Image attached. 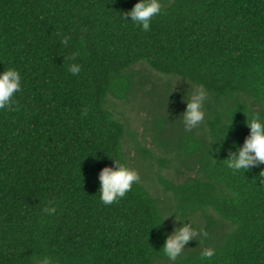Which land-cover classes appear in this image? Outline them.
Here are the masks:
<instances>
[{
  "label": "trees",
  "instance_id": "16d2710c",
  "mask_svg": "<svg viewBox=\"0 0 264 264\" xmlns=\"http://www.w3.org/2000/svg\"><path fill=\"white\" fill-rule=\"evenodd\" d=\"M136 2L0 0V71L22 76L0 110V264H264V162H224L249 116L264 119V0H160L148 31L125 19ZM199 85L204 118L185 130ZM138 91L151 148L120 105ZM127 138L149 176L105 205L99 175L117 158L132 168ZM184 224L196 234L169 260L161 248Z\"/></svg>",
  "mask_w": 264,
  "mask_h": 264
},
{
  "label": "clouds",
  "instance_id": "9594fccd",
  "mask_svg": "<svg viewBox=\"0 0 264 264\" xmlns=\"http://www.w3.org/2000/svg\"><path fill=\"white\" fill-rule=\"evenodd\" d=\"M160 12V0H137L134 6L125 12V19L129 20L126 17L130 16L134 25L148 31L152 17ZM61 43L66 45L68 37H61ZM75 56L76 53H72L73 62L67 65V71L74 75L81 72V65L75 62ZM21 89L22 76L18 69L7 67L0 71V110L11 109L15 104L14 93L20 92ZM206 95L203 85L195 86L194 91L190 94V99L183 113V120L186 122L185 130L203 120L204 112L201 104ZM86 112L87 110L82 115H86ZM247 123L250 126L251 133L246 138L244 145L239 149L237 155L224 160L226 166L233 171H246L250 164L257 161L264 162V119L260 118L258 113H253L249 116ZM114 161L116 167L106 166L99 175L101 181L99 200L105 205L119 201L121 197L125 196L126 191L132 187L133 182L139 179L137 169L129 167L122 158L114 159ZM261 177H264V171L261 172ZM48 203H51V201ZM42 211L53 214L56 208L55 206L49 207L46 204ZM200 231L207 237V230L200 228ZM195 234L196 229L188 224L177 228L167 237L161 248L163 255L169 260H175L184 243ZM214 252V248L205 247L200 255L203 258H210ZM34 264H58V261L53 260L49 255L37 254L34 257Z\"/></svg>",
  "mask_w": 264,
  "mask_h": 264
},
{
  "label": "rangeland",
  "instance_id": "374dc122",
  "mask_svg": "<svg viewBox=\"0 0 264 264\" xmlns=\"http://www.w3.org/2000/svg\"><path fill=\"white\" fill-rule=\"evenodd\" d=\"M159 80L160 82H165L166 79ZM172 82H176V80H172ZM149 87L150 86L147 85L145 88L149 89ZM150 103L151 98L148 95L144 94L143 91H138L129 100L124 103H120L121 109L124 110L125 114L130 120L132 129L138 134L137 137L143 140L147 148L152 147L149 122L152 121L153 117L150 111ZM125 150L131 158L132 168L137 169L140 176L148 175L147 172L143 170L140 161L137 159L133 139H126ZM155 168H157V166H155ZM155 190L161 195L164 200L169 197V194L163 193L162 186L158 183H155Z\"/></svg>",
  "mask_w": 264,
  "mask_h": 264
}]
</instances>
